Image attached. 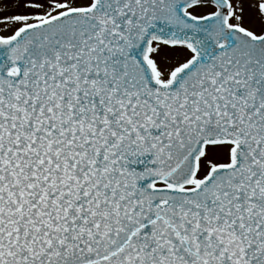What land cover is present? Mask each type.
Segmentation results:
<instances>
[{
    "label": "snow or ice",
    "instance_id": "1",
    "mask_svg": "<svg viewBox=\"0 0 264 264\" xmlns=\"http://www.w3.org/2000/svg\"><path fill=\"white\" fill-rule=\"evenodd\" d=\"M0 13V264H264V0Z\"/></svg>",
    "mask_w": 264,
    "mask_h": 264
},
{
    "label": "rangeland",
    "instance_id": "2",
    "mask_svg": "<svg viewBox=\"0 0 264 264\" xmlns=\"http://www.w3.org/2000/svg\"><path fill=\"white\" fill-rule=\"evenodd\" d=\"M9 4H13V0H0V5H9ZM13 8H14V5H13ZM14 10H21V9H15ZM0 14H3V13H0Z\"/></svg>",
    "mask_w": 264,
    "mask_h": 264
}]
</instances>
